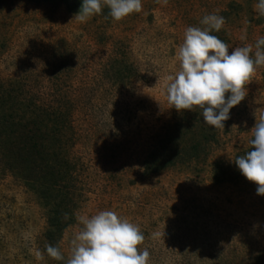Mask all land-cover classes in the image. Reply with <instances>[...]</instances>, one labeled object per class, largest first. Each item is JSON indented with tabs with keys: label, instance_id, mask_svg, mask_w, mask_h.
<instances>
[{
	"label": "rangeland",
	"instance_id": "374dc122",
	"mask_svg": "<svg viewBox=\"0 0 264 264\" xmlns=\"http://www.w3.org/2000/svg\"><path fill=\"white\" fill-rule=\"evenodd\" d=\"M81 5L82 0H0V82L16 80L44 101L73 103L77 217L110 210L136 223L149 264H264V196L245 176L214 180L215 164L233 163L248 150L252 128L264 119V66L218 130L206 161L144 174L158 135L181 112L168 103L166 85L181 70L185 30L204 27L203 17L215 13L226 23L212 34L230 53L254 47L264 37L258 0H143L140 13L119 22L105 8L86 23L75 18ZM117 60L127 69L121 79L114 75ZM47 225V211L34 192L0 170V264H57L44 245ZM82 227L77 220L63 236L64 264Z\"/></svg>",
	"mask_w": 264,
	"mask_h": 264
},
{
	"label": "clouds",
	"instance_id": "9594fccd",
	"mask_svg": "<svg viewBox=\"0 0 264 264\" xmlns=\"http://www.w3.org/2000/svg\"><path fill=\"white\" fill-rule=\"evenodd\" d=\"M108 9V15L119 22L143 10V0H82L76 19L86 23ZM257 9L264 16V0ZM226 23L219 14H207L204 27H188L178 51L181 70L169 77L166 85L168 103L177 111L202 109L204 123L217 129L225 128L230 111L246 98V85L257 68L264 66V37L254 47L232 48L213 32H220ZM255 49V51H254ZM251 149L234 162L247 180L257 185V195L264 196V119L256 121ZM67 218V217H66ZM83 226L72 239L67 264H149L150 253L140 250L145 235L139 225L105 210L91 216L77 217ZM47 254L57 261L65 257L59 247L47 246ZM43 260L41 252L36 254Z\"/></svg>",
	"mask_w": 264,
	"mask_h": 264
},
{
	"label": "trees",
	"instance_id": "16d2710c",
	"mask_svg": "<svg viewBox=\"0 0 264 264\" xmlns=\"http://www.w3.org/2000/svg\"><path fill=\"white\" fill-rule=\"evenodd\" d=\"M114 62L120 64L115 67V77L124 78L127 69H123L122 62ZM72 106V101L65 98L44 101L16 80L7 85L0 82V170L34 192L47 211L45 248L52 245L61 251V241L67 229L76 223L79 206V162L70 150L74 131ZM218 130L204 123L198 106L193 111L182 110L158 135L145 160L144 174L157 175L206 161L212 145L218 142ZM249 150L251 147L236 158ZM214 168V180L218 183L237 182L244 176L235 162L219 161ZM50 259L57 264L66 260Z\"/></svg>",
	"mask_w": 264,
	"mask_h": 264
}]
</instances>
